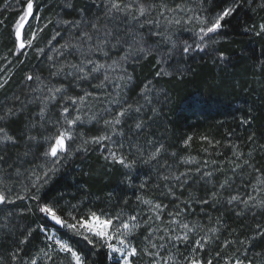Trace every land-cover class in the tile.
Listing matches in <instances>:
<instances>
[{"label":"snow or ice","instance_id":"1","mask_svg":"<svg viewBox=\"0 0 264 264\" xmlns=\"http://www.w3.org/2000/svg\"><path fill=\"white\" fill-rule=\"evenodd\" d=\"M245 2L264 11V0H61L55 18L25 39L31 19H41L35 0H5L9 11H19L12 55L27 57L33 49L36 63L11 92V75H0V264H86L100 252L106 264H264V164L256 156L264 159V144H256V134L248 136L247 152L229 138L225 147L232 152L223 160L182 157L184 171L162 160L167 152L157 135L171 99L160 81L182 78L193 54L229 63L216 45L227 18ZM49 25L53 34L37 46ZM245 31L264 36V17ZM152 58L154 75L138 81L136 68ZM241 123L250 126L251 118ZM201 140L209 148L220 144ZM96 151L124 169L120 190L136 187L139 170H132L143 164L149 171L139 190L154 175L159 195H136L135 210L125 200L115 214L91 208L82 213L88 201L73 204L63 191L53 196L65 165ZM170 155L174 161L177 154ZM189 185L202 187L204 196L189 192L183 198ZM209 206L257 222L230 228L225 213L214 218L205 211ZM37 238L42 247L27 249Z\"/></svg>","mask_w":264,"mask_h":264},{"label":"trees","instance_id":"2","mask_svg":"<svg viewBox=\"0 0 264 264\" xmlns=\"http://www.w3.org/2000/svg\"><path fill=\"white\" fill-rule=\"evenodd\" d=\"M80 2L81 0H76L77 4ZM10 3H14V0H10ZM59 3L61 0H35V11L41 16V19L39 21L34 17L31 19L25 30L26 38L37 26L42 27L47 20L55 18L56 12L59 11L57 7ZM4 5L5 0H0V21L4 22L0 23V65H3L0 75H11V81L7 86L8 91L11 92L12 89L19 86L26 69L35 65L36 57L33 49L26 50L27 57L23 53L19 58L12 55L15 52V45L11 38V30L19 11L15 8L9 11ZM262 17H264V11L254 12L245 2V5L233 17L227 18L225 26L221 30V36L218 38L220 42L216 45L220 51L231 57L229 63L224 64L219 60L213 62V57L210 55L193 54L186 60L187 71L182 78L173 75L160 81L171 97L157 128V135L165 144L167 152L162 160L167 159L169 163H175L179 171H184L186 167L179 164L182 157L192 156L202 161L204 159L223 160L225 156H230L232 149L225 147L229 138L232 143L239 144L244 152L249 150L244 145L252 133L256 134L257 145L264 144V63H262L264 61V36L256 37L245 31V28L251 27L253 24L258 25ZM52 34L53 26L49 25L38 38L37 46L46 44ZM182 38L188 39V34L185 33ZM5 56L8 58L7 63L3 59ZM20 60H24L23 65L20 64ZM153 63H155L154 58L142 62L136 68L138 81L152 78L154 75ZM8 71H10L9 74H6ZM242 118H251V125L242 124ZM89 134L94 135L95 132ZM230 134H232L231 137ZM202 136H207L214 142L219 141V147L209 148L207 142L201 140ZM188 137H192V139L185 146L184 141ZM204 148H208V152L203 151ZM217 151L222 152L223 155L218 157ZM173 152L177 154L174 161L170 155ZM256 156L257 163L264 164V159L260 157L259 152L256 153ZM137 170H139V176L134 181L136 187L124 186V190H120L124 179L122 166L106 162L99 151L75 156L62 169L61 174L65 178L54 185L52 195L57 196L63 191L64 199L71 200L73 204L88 201L83 204L82 213L91 208L115 214L124 207L125 200L130 202L127 207L135 210L136 195H142L147 199L159 195L158 191L154 189L156 183L154 175L152 183L145 190H139L138 185L146 179L149 170L145 165L137 164L132 170V174L136 175ZM69 185H75V187H69ZM77 187H82L83 190L77 192ZM198 187L189 185L184 190L183 198H188L189 192L193 196L203 197L204 190L202 187L197 190ZM73 197L75 198L73 199ZM164 203H167V200ZM18 206L26 207L27 205L19 204ZM195 211L199 213L200 208L196 207ZM205 211L214 218L225 213L224 221L230 228H239L245 222L249 225H254L257 222L253 219L238 220L234 213L227 211L226 208L213 210L209 206ZM61 215L63 216L65 213H61ZM201 219L206 221L207 217H201ZM37 222H40L38 218ZM48 227L51 229L53 225L49 223ZM57 230L58 234L63 235V230L58 226ZM143 235V232L139 233V238L142 239ZM73 239L76 240V238ZM38 241L39 238L34 239L31 244L26 246L27 249H33L34 245L42 247ZM80 246L82 247L83 244L80 243ZM96 261L106 264L103 252H100L96 257L90 255L86 264H96ZM136 264H143V262L137 261Z\"/></svg>","mask_w":264,"mask_h":264},{"label":"rangeland","instance_id":"3","mask_svg":"<svg viewBox=\"0 0 264 264\" xmlns=\"http://www.w3.org/2000/svg\"><path fill=\"white\" fill-rule=\"evenodd\" d=\"M25 39H27V38L25 37ZM9 72H10V71H8L6 74H9Z\"/></svg>","mask_w":264,"mask_h":264}]
</instances>
